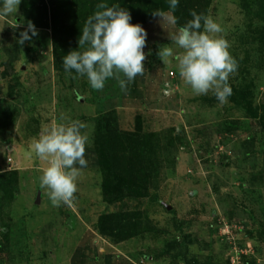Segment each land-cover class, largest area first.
Returning a JSON list of instances; mask_svg holds the SVG:
<instances>
[{"label": "rangeland", "instance_id": "obj_1", "mask_svg": "<svg viewBox=\"0 0 264 264\" xmlns=\"http://www.w3.org/2000/svg\"><path fill=\"white\" fill-rule=\"evenodd\" d=\"M208 16L222 28L214 35L228 41L237 63L228 81L232 95L226 103L212 92L196 95L179 70L172 72L182 84L181 112L143 117L144 130L160 145L159 187L152 197L104 203L103 173L95 168L81 172L71 206L54 207L40 187L46 162L30 152L31 145L46 128L72 121L85 125L83 134L94 145L99 119L89 106L91 87L86 77L65 72L62 60L55 62V50H62L51 30L35 28L36 38L17 43L27 29L21 3L17 12L0 15V144L22 147L34 162L23 164L14 200L1 205L0 264H92L90 257L97 264L119 254L137 264H188L175 257L183 252L191 264H232L245 256L240 251L264 264V0H212ZM62 39L73 44L70 35ZM8 61L13 70L6 75ZM238 91L257 108V117L247 114ZM118 211L138 213L132 231L140 234L123 241L99 232L100 216ZM89 238L100 245L92 247L96 256L85 257Z\"/></svg>", "mask_w": 264, "mask_h": 264}, {"label": "clouds", "instance_id": "obj_2", "mask_svg": "<svg viewBox=\"0 0 264 264\" xmlns=\"http://www.w3.org/2000/svg\"><path fill=\"white\" fill-rule=\"evenodd\" d=\"M20 3L21 0H3L0 15L17 12ZM178 4L179 0H169V11L158 9L152 15L160 17L161 24L175 27L178 21L174 11ZM96 7L97 11L87 18L81 31L79 50L63 57V69L67 73L74 70L77 74L74 79L86 77L94 90L102 91L106 81L114 79L122 91H127L138 75L145 74L147 32L140 24L130 23V13L119 4L99 3ZM190 16L191 20L169 35L171 43L181 51L174 54L172 47L164 45L157 56L162 61L174 56L181 78L196 95L212 92L220 103H226L232 95L229 76L237 69L230 45L223 36L214 35L221 33L222 28L212 17L195 10L190 11ZM37 34L29 21L17 43L23 45ZM84 127L80 121L54 124L31 145V152L46 162L40 187L48 190L54 207L72 205L78 190L77 179L88 166L85 156L88 137L81 131Z\"/></svg>", "mask_w": 264, "mask_h": 264}, {"label": "trees", "instance_id": "obj_3", "mask_svg": "<svg viewBox=\"0 0 264 264\" xmlns=\"http://www.w3.org/2000/svg\"><path fill=\"white\" fill-rule=\"evenodd\" d=\"M211 2L212 0H179L178 7L174 11L178 21L176 27L183 26L192 19L190 16L192 10L197 14L208 16ZM99 3H107L109 6L119 4L130 13L132 17L130 23L141 26L155 19L152 12L158 9L170 10L169 0H56V3L52 2L51 7L45 0H21V10L26 27L30 21L35 28L52 31L56 47L58 48L59 45L62 50L60 54H58L59 49L54 52V60L58 64L71 51L79 50L78 39L85 21L97 11L96 6ZM68 35H70L69 42L73 43L70 45L71 48L67 42H62V38ZM6 66L4 74L7 75L9 70H13V63L8 61ZM237 94L245 101L247 114L257 117L258 110L252 107L244 91H238ZM238 104L243 105L241 102ZM97 115L99 123L96 127L94 151L97 156L96 168L101 169L103 173L101 185L103 202L113 205L125 200L151 198V190L158 189L160 177V145L156 143L157 137L154 133H147L144 130V119L140 115L135 118V128L132 132L119 129L116 112ZM18 177V171L0 173V190L4 192L0 198V209L3 203L7 202L8 205L14 200V186ZM137 215L135 211L103 214L97 223L99 232L104 236L123 241L137 236L140 233L132 231L137 222ZM2 231L5 234L6 227L2 228ZM260 233L264 242V229ZM170 252L169 249L167 254ZM184 253H178L175 257L191 264ZM242 259L245 263L256 264L255 259L249 260L246 256Z\"/></svg>", "mask_w": 264, "mask_h": 264}, {"label": "crops", "instance_id": "obj_4", "mask_svg": "<svg viewBox=\"0 0 264 264\" xmlns=\"http://www.w3.org/2000/svg\"><path fill=\"white\" fill-rule=\"evenodd\" d=\"M142 27L147 32L146 47L144 49L146 54V60L144 62L146 69L145 74L143 76L138 75L135 80L128 85L127 91H122L117 81L114 79H108L102 91L93 89L92 92L91 88L92 103H90L89 106H92V108L94 106L95 108L93 110L96 111L97 114L116 112L118 116V127L121 131H134L135 118L137 115H140L142 118H148L150 116H159L162 118L166 115H177L182 110V84L177 77L174 78L169 76L170 72L178 71L177 62L174 56L166 58L164 61L157 56L159 48L164 45L172 47L174 54L181 51V49L172 44L169 39V35L175 32L177 27L161 24V22L155 23V21H150L142 25ZM166 84L168 87H166ZM96 113L94 114L96 115ZM81 131L83 133V129ZM10 147H12V145L0 144V149H2L6 155L5 164L0 163L1 172H5L6 170L10 171L11 167H13L14 170L21 174L23 170H26V167H22L23 164H29L30 162L34 164L33 161L29 160L28 155L22 153L21 146V149L16 148L18 146ZM8 150L10 151L7 154ZM13 153L14 155L12 157ZM85 156L88 161V166L82 171L90 172L92 169L96 168L97 156L94 151V145L89 139ZM9 158L12 159L10 164L7 161ZM30 166L34 168L32 164H30ZM84 244V256H96V252L92 247L98 249L100 245L99 239L89 238ZM98 252H101V249H99ZM90 258L93 259L92 264H96V259L93 257ZM111 259L110 262H99L97 264H137L129 256L124 254H119L116 258L111 257ZM86 264L89 263L86 262Z\"/></svg>", "mask_w": 264, "mask_h": 264}, {"label": "built area", "instance_id": "obj_5", "mask_svg": "<svg viewBox=\"0 0 264 264\" xmlns=\"http://www.w3.org/2000/svg\"><path fill=\"white\" fill-rule=\"evenodd\" d=\"M169 75L171 76V77H173L174 76V73H169ZM12 162V159L11 158H9L8 159V163L10 164ZM240 253L242 254V255H245V256H248V255H250L249 253H247L246 251H240ZM242 258H243V256H237L236 258H232L231 259V262H232V264H243L242 263ZM237 261H236V260Z\"/></svg>", "mask_w": 264, "mask_h": 264}]
</instances>
